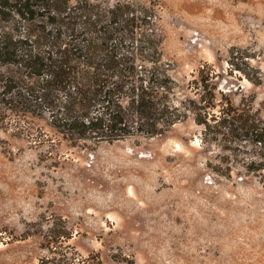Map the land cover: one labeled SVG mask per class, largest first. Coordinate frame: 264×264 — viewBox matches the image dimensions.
<instances>
[{
    "label": "rangeland",
    "instance_id": "374dc122",
    "mask_svg": "<svg viewBox=\"0 0 264 264\" xmlns=\"http://www.w3.org/2000/svg\"><path fill=\"white\" fill-rule=\"evenodd\" d=\"M91 1L152 15L181 109L205 107L213 67L217 120L98 143L0 110V264H38L57 234L77 264H264V148L240 118L264 120V0Z\"/></svg>",
    "mask_w": 264,
    "mask_h": 264
},
{
    "label": "trees",
    "instance_id": "16d2710c",
    "mask_svg": "<svg viewBox=\"0 0 264 264\" xmlns=\"http://www.w3.org/2000/svg\"><path fill=\"white\" fill-rule=\"evenodd\" d=\"M152 18L120 3L0 0V110L20 117L49 112L53 127L70 140L98 143L162 134L189 111L199 124L217 120L207 111L217 99V73L209 64L195 81L205 107L175 105L176 83L160 65L159 42L146 30ZM240 118L264 148V120ZM259 166L264 169V161ZM66 238L52 235L53 255L38 264H77L64 252Z\"/></svg>",
    "mask_w": 264,
    "mask_h": 264
}]
</instances>
